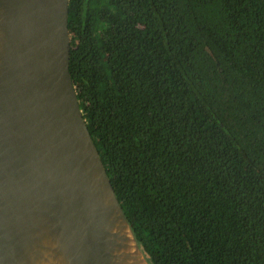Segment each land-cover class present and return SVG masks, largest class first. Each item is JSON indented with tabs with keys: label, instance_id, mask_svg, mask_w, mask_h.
Segmentation results:
<instances>
[{
	"label": "trees",
	"instance_id": "16d2710c",
	"mask_svg": "<svg viewBox=\"0 0 264 264\" xmlns=\"http://www.w3.org/2000/svg\"><path fill=\"white\" fill-rule=\"evenodd\" d=\"M69 72L148 264H264V0H69Z\"/></svg>",
	"mask_w": 264,
	"mask_h": 264
},
{
	"label": "water",
	"instance_id": "95a60500",
	"mask_svg": "<svg viewBox=\"0 0 264 264\" xmlns=\"http://www.w3.org/2000/svg\"><path fill=\"white\" fill-rule=\"evenodd\" d=\"M68 12L0 0V264H116L125 230L148 264L79 107Z\"/></svg>",
	"mask_w": 264,
	"mask_h": 264
},
{
	"label": "bare ground",
	"instance_id": "6f19581e",
	"mask_svg": "<svg viewBox=\"0 0 264 264\" xmlns=\"http://www.w3.org/2000/svg\"><path fill=\"white\" fill-rule=\"evenodd\" d=\"M120 236L121 244L126 248L116 252V264H145L134 248L130 233L126 230L121 231ZM126 238L128 241L124 242ZM121 255L127 256V258L124 260Z\"/></svg>",
	"mask_w": 264,
	"mask_h": 264
}]
</instances>
